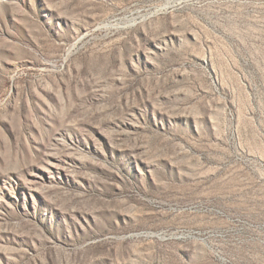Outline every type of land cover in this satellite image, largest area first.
<instances>
[{"label":"rangeland","instance_id":"rangeland-1","mask_svg":"<svg viewBox=\"0 0 264 264\" xmlns=\"http://www.w3.org/2000/svg\"><path fill=\"white\" fill-rule=\"evenodd\" d=\"M0 264H264V0H0Z\"/></svg>","mask_w":264,"mask_h":264}]
</instances>
